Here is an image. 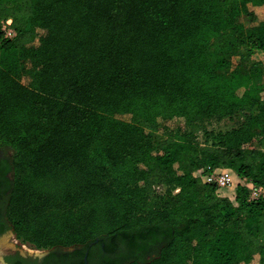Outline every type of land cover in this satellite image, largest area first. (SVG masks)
Listing matches in <instances>:
<instances>
[{
    "label": "trees",
    "instance_id": "16d2710c",
    "mask_svg": "<svg viewBox=\"0 0 264 264\" xmlns=\"http://www.w3.org/2000/svg\"><path fill=\"white\" fill-rule=\"evenodd\" d=\"M254 51L264 58V0H0L15 238L103 244L123 264H264V194L237 186L232 201L197 174L230 169L264 188V86L253 84L264 67L244 63ZM21 57L42 64L35 89L15 77ZM222 120L234 125L207 128ZM100 151L109 171L79 187L82 204L11 220L29 197L20 158L42 173Z\"/></svg>",
    "mask_w": 264,
    "mask_h": 264
},
{
    "label": "rangeland",
    "instance_id": "374dc122",
    "mask_svg": "<svg viewBox=\"0 0 264 264\" xmlns=\"http://www.w3.org/2000/svg\"><path fill=\"white\" fill-rule=\"evenodd\" d=\"M248 20L241 17L237 22V30L245 31ZM235 64L239 61L238 57L231 59ZM251 61H259L264 67V58L258 52L244 61L245 64ZM42 70V64L36 60L21 57V66L15 73V77L29 88L35 89L37 84L38 73ZM253 84L257 87H263L264 82L261 80H253ZM170 127L175 125L170 123ZM234 125V121L222 120L212 121L207 125L208 129L226 130ZM159 134H162L159 133ZM2 154L7 155L10 159L12 152L10 150H2ZM24 168L25 173L21 177L22 182L28 190L29 197L27 200L10 210L11 220L22 219L31 220L39 211L43 209H64L68 206L66 199L71 203L82 204L83 196L79 193V187L86 186L88 182L100 181L102 175L109 171L110 165L105 158L103 151L92 154L86 163L80 167H72L67 162H62L48 172H37L32 168L29 158H20L18 160ZM198 175L203 174L202 171L197 172ZM235 189H224L217 191L221 196H227L232 201L234 199ZM32 248V247H31Z\"/></svg>",
    "mask_w": 264,
    "mask_h": 264
},
{
    "label": "flooded vegetation",
    "instance_id": "af4514ba",
    "mask_svg": "<svg viewBox=\"0 0 264 264\" xmlns=\"http://www.w3.org/2000/svg\"><path fill=\"white\" fill-rule=\"evenodd\" d=\"M11 159L0 152V264H123L120 253L106 254L104 245L31 248L17 240L6 217V200L13 172Z\"/></svg>",
    "mask_w": 264,
    "mask_h": 264
},
{
    "label": "built area",
    "instance_id": "2783aa9c",
    "mask_svg": "<svg viewBox=\"0 0 264 264\" xmlns=\"http://www.w3.org/2000/svg\"><path fill=\"white\" fill-rule=\"evenodd\" d=\"M10 19L2 26L5 37L11 38L14 33L10 28ZM203 180L216 186L218 191L224 189H235L237 186L245 188L248 192L249 200H257L264 194V188L254 185L246 178H240L230 169L218 168L213 169L203 176Z\"/></svg>",
    "mask_w": 264,
    "mask_h": 264
}]
</instances>
